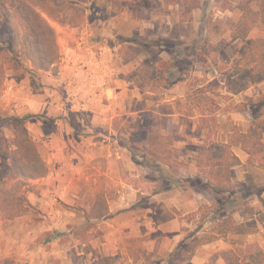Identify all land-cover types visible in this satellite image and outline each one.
<instances>
[{"label":"rangeland","instance_id":"obj_1","mask_svg":"<svg viewBox=\"0 0 264 264\" xmlns=\"http://www.w3.org/2000/svg\"><path fill=\"white\" fill-rule=\"evenodd\" d=\"M57 1L73 15L72 24L63 27L48 19L56 32L60 58L50 72L34 71L30 62L22 58L18 71L3 66L0 137L10 140L12 122H21L47 168L49 160L51 166L55 163L52 143L57 141L53 139L57 133L70 132L73 138L69 143L82 150L78 155L63 154L60 160L56 159L64 171V192L57 194L54 187L47 190L42 184L57 181L48 168L44 178L29 181V187L22 189L28 204L23 214L13 219L0 215V264H168L171 252L194 237L212 233L215 223L227 216H247L254 220L248 226L255 229V221L264 225V170L247 165V160L241 162L230 191L220 195L213 194L204 180L185 179L180 173L181 168L194 173L189 164L207 137L200 112L189 100V88L196 89L221 75L209 60L202 59L204 43H229L218 61L221 68L230 72L243 45L230 43L229 39L240 16L235 9L239 0ZM263 36L255 30L250 38ZM7 39V34L0 33V47L6 46ZM119 76L122 79L117 83ZM243 82L233 86L239 87ZM223 88L221 93L225 95ZM167 99L171 102L164 101ZM215 99L220 105L215 139L228 141L233 151L239 152L233 129L244 132L254 120H264V96L247 100L248 108L241 112L239 120L241 126L229 115L236 105L233 98ZM255 99L259 104L253 105ZM84 105H90L96 114L106 111L109 117L119 115L112 126L128 141L116 142L108 152L110 159L116 160L124 183L132 184L131 180L137 179L132 170H126L127 165L141 171L146 189L137 193V198L150 210L145 228L151 232L141 237L144 246H137L134 239L139 232L136 210L131 206L132 190L110 188L107 176L100 181L95 175L89 179L82 175L81 171H88L92 163L84 150L90 140H98L93 138L96 133L91 132L95 128L81 119L90 113ZM59 112L62 122H58L60 114H54ZM153 131L170 140L173 158L185 164L178 174H172L165 166H147L152 164L147 152L148 135ZM193 138L204 143L191 142ZM101 142L105 144V140ZM125 147L130 153L123 150ZM102 159L106 168H111L109 158ZM9 164L10 151H0V176L6 188L13 184L4 175ZM73 165L80 171L72 172ZM77 184L81 188L79 199L72 188ZM103 189L109 196V216L101 220L85 218L84 213ZM151 195L155 200L143 202ZM175 217L177 222L169 225ZM258 232L257 229L253 234ZM247 235L229 234L216 240L223 245L203 252L204 258L212 253L215 256L202 264H219V259L232 252L242 255L248 245L260 247L257 236L255 243ZM259 243L264 245V234ZM191 260L184 264H193Z\"/></svg>","mask_w":264,"mask_h":264},{"label":"trees","instance_id":"obj_2","mask_svg":"<svg viewBox=\"0 0 264 264\" xmlns=\"http://www.w3.org/2000/svg\"><path fill=\"white\" fill-rule=\"evenodd\" d=\"M68 9L57 0H0V33L8 35L6 46L0 47V90L4 80L3 66L7 65L18 71L22 68L20 58L30 62L34 71L50 72L55 69L60 58V49L56 32L48 19L62 27L71 25L73 15ZM235 9L240 16L231 29L230 41L243 43L238 62L230 72L221 68L218 57L228 46V42H205L202 59L209 60L221 75L234 77L244 68H248L253 77L264 81V36L250 38L255 30L264 33V0H240ZM221 90L222 85L214 78L196 89L189 88L188 92L189 100L196 104L207 130L206 142L195 159V165L200 173V181L204 180L206 187L215 195L230 191L236 178V169L241 165L232 146L215 139L216 113L220 110L215 98H231L222 95ZM252 103L256 105L259 101L255 99ZM247 108L246 103H239L230 111L242 112ZM12 126L14 132L10 140L0 137V151H10V164L4 175L13 183L10 188H6L0 176V215L5 219L16 218L26 211L28 204L22 189L29 187V181L44 178L48 173V168L27 129L19 121H13ZM148 138L147 153L150 161L159 162L172 174H178L185 164L173 158L170 140L161 138L154 131L149 133ZM233 139L247 154L246 164L264 170V120H254L245 132L234 127ZM109 214V196L103 189L96 194L84 217L101 220ZM213 230L204 237H194L181 244L169 255L168 264L187 263L193 258L197 248L229 234L246 235L257 231L254 227L237 223L232 216L215 223ZM225 261L227 264H264V250L256 245H248L242 255L229 253L225 256Z\"/></svg>","mask_w":264,"mask_h":264},{"label":"crops","instance_id":"obj_3","mask_svg":"<svg viewBox=\"0 0 264 264\" xmlns=\"http://www.w3.org/2000/svg\"><path fill=\"white\" fill-rule=\"evenodd\" d=\"M235 5H236V3H235ZM127 36H132V34H129ZM179 37L181 38L182 35L180 34ZM229 39H230V37H229ZM237 42H240V41H236V42H232V43L236 44ZM214 43L218 44L219 40H216ZM230 43H231V41H230ZM242 71H243L242 73H240V74H238L232 78H226L225 76H222L219 74H217V76L214 77L224 87L223 88L224 94L233 98V101H235V104L247 103V100H249L251 98H255L256 96H259L260 94H262L264 96V81L256 79L255 77H253V75L251 74V72L248 68H244ZM104 78L106 79V75ZM245 78H249L250 80L245 81L244 80ZM251 78H253L254 83L252 82ZM121 79H122V77L119 76L117 78L116 82L117 83H118V81L121 82ZM241 80L244 81L243 84H241L239 87L233 86L234 83L237 84L236 82L241 81ZM129 84H131V83H129ZM253 84H255V85L257 84V86H254ZM181 97H183L182 94H181ZM164 101L171 102V99H167ZM91 106L93 107L92 104H91ZM86 107L90 109V111H89L90 113L85 114L83 117H81V119L82 118L85 119V123H87V124L90 123L95 128V129L91 130V132L96 133L95 137H93V138H96L98 140H90L91 143L88 144V146L84 150L85 153H87V155L89 157H91L92 163H90V166L88 167V171H86V170L84 172H83V170L81 171L82 175L85 176V179H89L90 177L95 175L96 178H98L100 181H102L103 176H107L109 179L108 185L110 186V188H112L113 186L114 187H127V188L132 190V192H131V206H132L133 210L134 209L136 210L134 218H135V221L137 220L138 232H139L138 235H135L134 239H136L138 241L137 246H140V247L144 246L145 242L141 241L140 239H141V237L149 236L151 234V232L149 229L145 228V225L147 223L146 222L147 221L146 216L150 215V210L141 203V201H142L141 199L137 198V193H139L141 191L145 192V189H146V187L144 185H142V182H141V180H142V176L140 174L141 171L138 169V167L136 170V167L134 168V167H132V165L131 166L127 165L126 170H130V171L132 170L133 176H137V179H132L133 180V181L131 180L132 184L124 183L120 178V176L122 174H119V171H118L119 168H118V164H117L116 160L110 159V157H109L110 155L108 152L109 148L113 144H115V146H116L118 141H120V142H121V140H122V142L128 141V139H126V136L124 134L119 133L118 130L116 128H113V126H112L113 122L116 123L119 115L115 114V116L109 117L108 112H106V111H105V113H103L101 111L100 114H96L94 112V110H92L90 108V105H84L83 108H86ZM57 108H60V107L57 106ZM105 108H107V107H105ZM73 110H79V109H77V107H73ZM54 114L55 115L60 114L59 115L60 119H58V122L63 121V120H61L62 115L60 112L54 113ZM161 115L165 116V114H161ZM229 115L231 116V119L234 120L235 124H237L238 126H241V123L239 122V120L241 119V117H240L241 112H233V113L229 112ZM261 118H264V114H263V116H261ZM62 119H64V118H62ZM241 131H242V129H241ZM243 131L245 132V130H243ZM107 132H109V133L106 134ZM71 137L73 138V135H70V132H69L67 135L65 133H63V134L57 133L56 137L53 138L54 140H57V141L52 143L53 149L55 150L52 153V155L55 156L57 160H60L62 158L63 154L75 156L81 152L82 149H77L76 146L69 143V141H71ZM89 138H91V137H89ZM104 140H105V144L101 142ZM188 140H190V138H188ZM191 140H192L191 142H197L201 145L204 143L203 140L196 139V138H193ZM220 142L228 143V141H220ZM123 150L126 153H130V150L127 147H125ZM198 153L199 152L195 153V159H196ZM234 153L239 157L241 162H245L248 159L247 154H245L243 151H241V149L239 152L237 150L234 151ZM104 157L109 158L108 164H111L110 165L111 168L110 167L106 168L105 161H104V159H102ZM188 158L189 157H187L186 160H189ZM56 159H53L55 161V163H54V165L52 164V166L50 165L51 161L50 160L48 161V164H49L48 168H49V171H51V173H54L56 175L57 181H54L55 180L54 179L53 181L47 182L48 181L47 180V181L42 182V184L46 185L47 190H51V188L54 187L55 191H57V194H58V193L64 192L66 189H64V187H63L65 184L64 183L65 179H64V175H63L64 171L60 168V163H58ZM195 159L191 160V163L189 164V166L193 168L194 173L188 174V173H186L187 168H181L180 173L182 175H184L185 179L194 178V179L200 180L199 172L195 166ZM180 160H183V159L181 158ZM155 165H160L161 167L164 166V165L160 164L159 162H156V163L154 162V163L149 164L147 166L149 168H152V167L154 168ZM73 166L74 167L72 168V172L77 173L80 171V169L76 168L77 167L76 165H73ZM93 170H95V171H93ZM72 188L75 189V198L79 199L81 196L80 195V190H81L80 186L77 184V185H75V187H72ZM140 194H142V193H140ZM154 198H155V196L151 195V198L144 199L143 202H148V201L152 202L153 200H155ZM38 199H40V198H38ZM122 199H124V198H122ZM122 201L124 203V200H122ZM126 206H129V205H126ZM262 210L264 211V208ZM233 216H234V219L237 223H239V224L242 223V224H245L247 226L250 225V223H252L254 221V220L251 221V218L247 219L246 218L247 216H241V215L239 216L237 214H234ZM175 222H177L176 217L173 219L171 218L169 220V225L174 224ZM254 223L256 224V229H258L259 232L256 234H248L246 237L249 239L253 238L251 241L255 242V240H256L255 236H257L258 243L257 242H255V243H257L260 246V248L264 250L263 243H259L261 235L264 234V225H262L260 223H256V221ZM153 227L155 228V225H153ZM198 234H200V232L196 233V235H198ZM218 241L208 243V244L202 245L199 248H197L195 255L193 256V258L191 260V263L202 264V263H206V262L210 261L211 258H213L215 256V253H212L211 257H207V258L202 257L201 254L203 252L211 251V250L215 249L216 246H222L223 243H220V242L218 243ZM214 252H216V251H214ZM219 264H227L225 261V258L219 259Z\"/></svg>","mask_w":264,"mask_h":264}]
</instances>
